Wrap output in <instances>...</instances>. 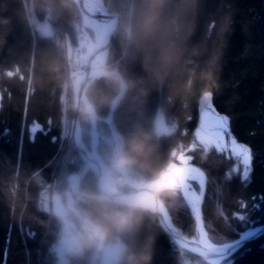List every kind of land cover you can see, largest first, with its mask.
Instances as JSON below:
<instances>
[{
  "label": "trees",
  "instance_id": "16d2710c",
  "mask_svg": "<svg viewBox=\"0 0 264 264\" xmlns=\"http://www.w3.org/2000/svg\"><path fill=\"white\" fill-rule=\"evenodd\" d=\"M103 2L112 12L123 0ZM29 4L30 0H0V264H57L52 249L59 222L48 213L45 194L53 178L64 179L82 162L71 145L64 147L68 116L62 103L67 79L63 37L71 48L77 46L79 10L75 16L50 15L41 8L29 11ZM43 23L49 26V34L40 30ZM213 23L211 38L195 58V77H181L187 84L172 100L168 84L153 91L147 114L150 117L162 107L169 129L162 134L154 163L178 162L176 155L183 153L204 173L202 223L208 238L222 243L264 224V0H201L194 41H200ZM110 54L119 58L116 36ZM53 58L60 65L58 73L48 68ZM127 68L131 73L141 72L139 64ZM92 82L100 83L99 77ZM85 95L90 96L89 85ZM205 95L218 115L228 117L227 129L235 142L249 150L247 181L239 160L213 146L204 147L195 137L198 104ZM108 116L101 111L96 119L102 158L108 146L101 128L106 132L111 128L115 140L118 131L125 132L130 126L122 114L115 121L111 118L108 126ZM173 122L177 125L174 131ZM79 123L88 144L89 121L82 112ZM82 179H93L92 173L88 171ZM55 189L59 190L58 185ZM164 203L173 224L184 235L195 236V219L178 188L176 196ZM147 235L153 237L150 264H208L174 246L157 219L138 240L142 242ZM221 263L264 264V232Z\"/></svg>",
  "mask_w": 264,
  "mask_h": 264
},
{
  "label": "clouds",
  "instance_id": "9594fccd",
  "mask_svg": "<svg viewBox=\"0 0 264 264\" xmlns=\"http://www.w3.org/2000/svg\"><path fill=\"white\" fill-rule=\"evenodd\" d=\"M200 2L123 0L112 10L120 55L104 59L100 83L89 81L90 96L81 112L89 121L98 119L101 111L114 121L122 114L130 126L117 132L93 179H82L53 212L59 222L52 249L57 264H150L153 237L140 242L139 235L155 221L165 199L176 196V188L167 180L169 164L154 163L164 109L158 107L149 117L147 104L150 94L166 84L169 100L174 99L187 84L180 78L195 77V58L214 26L194 41ZM33 8L75 16L77 0H30L29 11ZM131 64H139L141 72H129ZM48 68L58 73L60 65L53 58ZM176 126L173 122L171 130Z\"/></svg>",
  "mask_w": 264,
  "mask_h": 264
},
{
  "label": "water",
  "instance_id": "95a60500",
  "mask_svg": "<svg viewBox=\"0 0 264 264\" xmlns=\"http://www.w3.org/2000/svg\"><path fill=\"white\" fill-rule=\"evenodd\" d=\"M77 7L82 16V21L84 20L85 17H88L95 24H100V26L102 27L110 24V27L105 32L104 36L100 35V38L103 40L100 41L101 42L100 48L97 49L94 53H92L88 57L86 65L84 66L83 70L80 71V73H78L74 79L73 88H72L73 113H72L70 134L75 149L82 157L83 164L81 165L78 171L68 175L67 177L68 190L66 193H68L71 189H73L71 187L72 179L77 180L76 184L74 185L75 188L79 182V179L84 175V173L88 169H91L92 171L93 170L98 171L103 166V160L100 154L96 151L95 142L91 144L92 151H89L80 138V132L78 126V110H79L80 101H82L84 105L87 102V98L85 97L84 94V90L86 86L89 84V81L98 77V73L101 70L102 63L104 59L107 57L109 44L113 39V37L115 36L113 29L116 24V20L113 14L108 12L103 7L100 1L94 2L93 0H77ZM31 21L32 22L34 21L33 15H31ZM84 34L88 38L87 34L86 33ZM90 42L91 40L89 41V43ZM96 59L99 60V63L94 68H92L93 61ZM207 104H210V98L208 95H205L200 98L198 109L201 110L203 106ZM91 121H92L91 136L95 141L96 140L95 120H91ZM176 170L191 171L197 174L199 178L198 180H196L199 186V193L198 196L196 197L197 204L195 209H193L194 212L193 215L195 217V222H196L195 224L198 230V238L195 239L192 236L183 235L180 232V230L173 225L164 204L160 207V210L156 216L158 224L167 234L171 242H173V244L176 245L178 248L184 250L185 252L191 255L202 258L207 262H209L210 264H217L224 258L232 255L239 247H241L244 243L247 242V241L241 242L244 232L251 230L253 228L264 229V224H261L256 227L244 230L243 232L239 233L237 238H235L232 241L224 242L221 244H216L211 242L207 237V233L203 227L202 219L200 216V205H201V199L203 196V189L205 185V175L198 167L194 165L174 164L172 162H169L168 173L175 172ZM187 185L189 184L186 181H184L182 195L186 200L188 199L187 197L188 192L186 189ZM189 207L191 209V206Z\"/></svg>",
  "mask_w": 264,
  "mask_h": 264
},
{
  "label": "rangeland",
  "instance_id": "374dc122",
  "mask_svg": "<svg viewBox=\"0 0 264 264\" xmlns=\"http://www.w3.org/2000/svg\"><path fill=\"white\" fill-rule=\"evenodd\" d=\"M93 1L94 2L100 1L102 3L103 7L108 12H110L105 7L103 0H93ZM77 9H78V7H77ZM110 13L113 14V12H110ZM79 14H80V11H79ZM80 17H81V22H80V32L81 33L79 34V40H78L77 46L75 48H71V46L69 45V41H68L67 37L66 36L63 37L64 38V47H65V52H66V59H67V61H66L67 79H66V82H65L64 87H63L62 103H63V110H64V112H67L66 113V116H68V119H66V122L64 123L63 142H64V147L65 146H68V145H71L72 148L76 152H77V150L74 147V144L72 142V137H71V134H70V131H71V120H72V113H73V110H72L73 109V98H72L73 83H74V79H75L76 75L78 73H80V71H82L83 68H84V66L86 65V62H87V59L88 58H85L84 57V54L87 53L88 44L91 43V42L89 43V41L91 40L92 43L97 46L93 51H96L97 49H99L100 46H101L100 45V43H101L100 41H103L100 38L99 26H97V24H95L88 17H85L83 21H82L81 14H80ZM105 26L109 29L110 24L109 25H105ZM40 30L42 31L43 34H49L50 33V28H49V26L46 23H43L40 26ZM84 33L87 34L88 38L86 37V35ZM89 34H90V36H89ZM114 37H113V39H114ZM113 39L111 40V42L113 41ZM111 42H110V44H111ZM110 44H109V46H110ZM98 63H99V60H96V64H98ZM87 86H86V88H87ZM84 94H85V90H84ZM85 97H86V95H85ZM83 106H84V103L82 101H80L79 110H78V126H79L80 138H81L82 142L84 143V145L86 146V148L89 151H92L91 150V144L93 142H95L96 151L100 154V152L97 149L98 148L99 135H98V131H97L96 119H95V130H96L95 139L96 140L94 141V139L91 136L92 121H89V120H88L89 121V133H88L89 134V139L87 141L88 144H86L85 141L82 138V130H81V125L79 123V112H81V108ZM214 112L215 111L210 106V104H207V105L203 106V108L201 110H199V122H198V127H197V129L195 131V137L199 141V143H201L204 147L213 146L217 150L230 153L234 158H236L237 160H239V162L241 163L242 168H243V170H242V174H243L244 165H243V162H242V158L239 155H237V152L239 151V148H240L241 145L238 144L237 142H235V140L233 139V137L231 136V134L228 132V129H227V131L224 134H221V135H217L216 134V132L213 129V122H214L213 113ZM216 115H218V114L216 113ZM218 116H220V115H218ZM111 118H112L111 116L105 117L106 122L109 124L108 126H110ZM168 131H169V129L167 128L165 122L162 121V134L163 133H167ZM100 134L102 136V139L104 141H106V144H107L106 146H109L111 143H113V141H114L113 140V137H115L114 136L115 134L113 133V130L111 131V128H110V130L107 129V132L103 128H101ZM77 154L80 156V154L78 152H77ZM100 156H101V154H100ZM101 158H102V156H101ZM176 158H177L178 162H173V161H170V162H172L174 164H191V165H194V164H192V163H190V162L187 161L188 158L183 153H178L176 155ZM81 160H82V157H81ZM102 160H103V158H102ZM82 164H83V160H82V162H81V164H80V166H79V168L77 170L69 172L68 174H66V176L64 177V179H61V180L59 179V181L57 180V178L56 179L53 178L51 180L50 184L47 186L49 192L47 194H45V196H46V200H47L48 213L50 215H53V212L56 210V208L59 207L64 202V198H65L66 192L68 190V182H67L68 175L69 174H72L73 172L78 171L80 169V167H81ZM194 166H196V165H194ZM88 171H90L91 173L93 172L91 169H88L84 173V175ZM81 178L79 179V182L81 181ZM167 180H168L169 186L178 188L180 194L182 195L183 185L181 184V182L178 179L177 175H175V172H169V173H167ZM58 182H59V184H58ZM205 182H206V178H205ZM187 183L188 184L191 183V184L187 185V187H186L187 192L188 193H191L195 197V199H196V197L198 196V193H199V186L197 184V181L196 180H188ZM193 183L196 184L197 188H195L193 186ZM55 185L56 186L58 185V187H59V190L58 191L55 189ZM203 192H204V189H203ZM183 199L185 200V202L187 203V206L189 207V202L184 197H183ZM202 199H203V196H202ZM202 199H201V204H202ZM164 205H165V203H164ZM165 207H166V205H165ZM166 209H167V207H166ZM189 209H190V207H189ZM190 211H191V214H192L193 218L195 219V217L193 215L194 212H193L192 207H191ZM168 214H169V212H168ZM200 216H201V205H200ZM169 217H170V215H169ZM254 227H256V226H254ZM251 228H253V227H251ZM195 229H196L197 234L195 236H192V237H194L196 239V238H198V230L196 228V224H195ZM205 231H206V229H205ZM206 233H207V231H206ZM230 241H232V240H230ZM226 242H229V241H226ZM222 243H224V242H222ZM216 244H221V243H216ZM174 246H176V245H174ZM178 249L180 251H184V250H181L180 248H178ZM187 254H189V253H187ZM232 255H230V256H232ZM197 258H199V257H197ZM199 259H202V258H199ZM202 260H204V259H202ZM204 261L206 263L210 264L206 260H204ZM221 261L219 263H217V264H222ZM224 264H227V263H224Z\"/></svg>",
  "mask_w": 264,
  "mask_h": 264
},
{
  "label": "snow or ice",
  "instance_id": "6c2138e0",
  "mask_svg": "<svg viewBox=\"0 0 264 264\" xmlns=\"http://www.w3.org/2000/svg\"><path fill=\"white\" fill-rule=\"evenodd\" d=\"M214 122H213V129L216 132L217 135L224 134L227 131V124H228V117L227 116H218L216 113H213ZM249 150L245 148L244 146H240L239 151L237 152V155H239L242 158V162L244 165V171L242 174V178L244 181H247L249 179V173H250V156L248 155ZM257 207H259L257 205ZM241 219H245L244 217H241ZM264 231V229L259 228H253L251 230H248L244 232L241 242L243 241H251L257 238L258 235L261 234V232Z\"/></svg>",
  "mask_w": 264,
  "mask_h": 264
},
{
  "label": "bare ground",
  "instance_id": "6f19581e",
  "mask_svg": "<svg viewBox=\"0 0 264 264\" xmlns=\"http://www.w3.org/2000/svg\"><path fill=\"white\" fill-rule=\"evenodd\" d=\"M97 26H99V33L100 35L104 36L105 32L107 31V27L106 26H100V24H97ZM87 43V42H86ZM97 46L94 45L91 41V44H88V48H87V53L84 54V57L85 58H88L92 53H94L95 51H93ZM100 56V55H99ZM97 60V59H96ZM96 60L93 61V64H92V68H94L97 64H96ZM175 175H177L178 179L180 180L181 184L183 185V182L186 181L188 182V180H198V176L197 174L191 172V171H183V170H176L175 171ZM76 181L77 180H74L72 179L71 180V187L74 188V185L76 184ZM191 184V183H189ZM184 187V186H183ZM189 189V188H188ZM183 196V195H182ZM188 199L187 201L189 202V206L192 207V209H195L196 207V199L195 197L191 194V193H188ZM228 258V257H226ZM225 259V258H224ZM223 259V260H224Z\"/></svg>",
  "mask_w": 264,
  "mask_h": 264
}]
</instances>
